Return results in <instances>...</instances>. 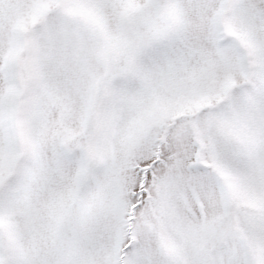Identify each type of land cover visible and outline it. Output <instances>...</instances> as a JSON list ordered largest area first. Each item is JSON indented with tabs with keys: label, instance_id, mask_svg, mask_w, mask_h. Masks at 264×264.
Wrapping results in <instances>:
<instances>
[{
	"label": "snow or ice",
	"instance_id": "1",
	"mask_svg": "<svg viewBox=\"0 0 264 264\" xmlns=\"http://www.w3.org/2000/svg\"><path fill=\"white\" fill-rule=\"evenodd\" d=\"M0 264H264V0H0Z\"/></svg>",
	"mask_w": 264,
	"mask_h": 264
}]
</instances>
